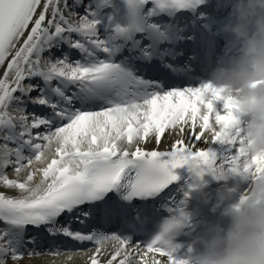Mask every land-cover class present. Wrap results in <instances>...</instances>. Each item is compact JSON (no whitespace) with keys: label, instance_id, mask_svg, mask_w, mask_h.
I'll return each mask as SVG.
<instances>
[{"label":"snow or ice","instance_id":"snow-or-ice-1","mask_svg":"<svg viewBox=\"0 0 264 264\" xmlns=\"http://www.w3.org/2000/svg\"><path fill=\"white\" fill-rule=\"evenodd\" d=\"M226 10V0H0V264L45 252L184 264L165 234L184 213L173 184L186 165L247 181L241 201L264 197V156L245 152L232 98L203 79ZM160 203L171 219L149 240Z\"/></svg>","mask_w":264,"mask_h":264},{"label":"clouds","instance_id":"clouds-1","mask_svg":"<svg viewBox=\"0 0 264 264\" xmlns=\"http://www.w3.org/2000/svg\"><path fill=\"white\" fill-rule=\"evenodd\" d=\"M226 3L228 12L217 21V31L231 47L226 58L209 60L205 79L232 98L241 120L251 117L242 126L243 148L251 155L264 156V94L259 91L264 83H257L264 82V0ZM193 172L197 179L192 200L185 202L190 211L184 207L165 234L176 250L180 245L173 237L182 233L190 241V254L181 259L184 264H264V197L237 201L239 183H222L209 191L202 183L205 174ZM206 207L223 215L219 223L201 228L198 218Z\"/></svg>","mask_w":264,"mask_h":264},{"label":"bare ground","instance_id":"bare-ground-1","mask_svg":"<svg viewBox=\"0 0 264 264\" xmlns=\"http://www.w3.org/2000/svg\"><path fill=\"white\" fill-rule=\"evenodd\" d=\"M154 146H155L154 144L147 145L148 148H152ZM164 147H165V144L162 142L160 145V148L163 149ZM65 256L66 254L64 256L49 257V258H45L42 256L33 257L32 259H25L24 264H87L86 256L74 255L71 261H67ZM106 258L107 257H102V259H106ZM121 258L122 257H118L117 260L113 262V264H118V261Z\"/></svg>","mask_w":264,"mask_h":264}]
</instances>
